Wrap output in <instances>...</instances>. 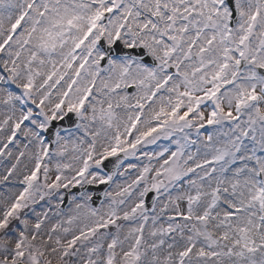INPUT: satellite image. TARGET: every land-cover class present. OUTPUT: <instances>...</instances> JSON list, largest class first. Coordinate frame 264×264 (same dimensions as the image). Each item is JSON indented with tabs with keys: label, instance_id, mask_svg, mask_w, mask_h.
Returning <instances> with one entry per match:
<instances>
[{
	"label": "snow or ice",
	"instance_id": "snow-or-ice-1",
	"mask_svg": "<svg viewBox=\"0 0 264 264\" xmlns=\"http://www.w3.org/2000/svg\"><path fill=\"white\" fill-rule=\"evenodd\" d=\"M0 167V264H264V0H0Z\"/></svg>",
	"mask_w": 264,
	"mask_h": 264
},
{
	"label": "rangeland",
	"instance_id": "rangeland-1",
	"mask_svg": "<svg viewBox=\"0 0 264 264\" xmlns=\"http://www.w3.org/2000/svg\"><path fill=\"white\" fill-rule=\"evenodd\" d=\"M3 171V168L2 167H0V172H2Z\"/></svg>",
	"mask_w": 264,
	"mask_h": 264
},
{
	"label": "water",
	"instance_id": "water-1",
	"mask_svg": "<svg viewBox=\"0 0 264 264\" xmlns=\"http://www.w3.org/2000/svg\"><path fill=\"white\" fill-rule=\"evenodd\" d=\"M73 191H76L75 189Z\"/></svg>",
	"mask_w": 264,
	"mask_h": 264
}]
</instances>
